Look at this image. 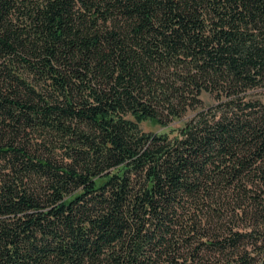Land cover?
Segmentation results:
<instances>
[{
    "label": "trees",
    "instance_id": "1",
    "mask_svg": "<svg viewBox=\"0 0 264 264\" xmlns=\"http://www.w3.org/2000/svg\"><path fill=\"white\" fill-rule=\"evenodd\" d=\"M0 264H264V0H0Z\"/></svg>",
    "mask_w": 264,
    "mask_h": 264
},
{
    "label": "rangeland",
    "instance_id": "2",
    "mask_svg": "<svg viewBox=\"0 0 264 264\" xmlns=\"http://www.w3.org/2000/svg\"><path fill=\"white\" fill-rule=\"evenodd\" d=\"M201 99H202V107H206V106H210L216 103V100L214 98V95H211L209 93H203L201 95ZM194 114L193 110H188L186 112V114L181 117L180 119H176L174 121H172L170 124H168L167 126H161L155 122L152 121H142L140 123V127L143 131L145 132H156V133H175V130L182 126L183 123L188 120L192 115ZM253 248L251 247V245H248V248H246L247 252H249L250 254H253Z\"/></svg>",
    "mask_w": 264,
    "mask_h": 264
}]
</instances>
